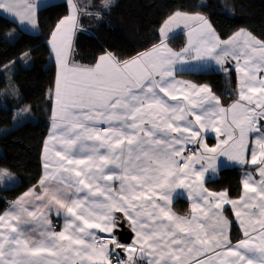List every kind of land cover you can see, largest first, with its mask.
Instances as JSON below:
<instances>
[{"label": "snow or ice", "instance_id": "obj_1", "mask_svg": "<svg viewBox=\"0 0 264 264\" xmlns=\"http://www.w3.org/2000/svg\"><path fill=\"white\" fill-rule=\"evenodd\" d=\"M67 3L70 14L51 33L59 65L50 95L53 143L45 144L38 185L0 214V264H264V40L243 28L222 39L205 16L177 11L151 48L70 65L65 49L79 9ZM37 7L35 0H0V14L32 28ZM111 7L102 0L89 15L100 20ZM180 23L190 31L177 51L168 39ZM210 62L239 73L228 106L209 85L177 79ZM221 157L254 166L239 201L205 187ZM14 180L0 168V184ZM178 189L192 200L186 216L171 209ZM226 204L242 229L235 243ZM52 216L63 220L60 231ZM125 223L135 234L130 244L118 236Z\"/></svg>", "mask_w": 264, "mask_h": 264}, {"label": "trees", "instance_id": "obj_2", "mask_svg": "<svg viewBox=\"0 0 264 264\" xmlns=\"http://www.w3.org/2000/svg\"><path fill=\"white\" fill-rule=\"evenodd\" d=\"M177 11L204 15L222 39L243 28L264 40V0H116L102 19L88 18L90 26L77 32L76 60L93 65L106 52L121 59L135 56L159 42V29L167 17ZM68 13L66 1L41 7L37 12L41 28L38 34L22 30L12 19L0 14V127L9 129L0 136V168L9 170L17 179L14 185L3 187L0 184V214L42 176V150L49 130L50 95L56 79V66L47 41L57 23ZM169 44L175 49L183 48L185 35L170 39ZM180 75L196 84L209 85L224 105L237 98L235 71ZM10 83L20 90L19 98L12 95ZM25 104L30 105L34 119L14 127L15 113ZM208 185L213 190L227 189L231 197H237L242 190L241 169L225 168L218 178L208 181ZM179 202L185 201L178 199Z\"/></svg>", "mask_w": 264, "mask_h": 264}, {"label": "crops", "instance_id": "obj_3", "mask_svg": "<svg viewBox=\"0 0 264 264\" xmlns=\"http://www.w3.org/2000/svg\"><path fill=\"white\" fill-rule=\"evenodd\" d=\"M60 1H66L67 0H35V2L38 4V7L36 9V19H37V12L38 10L41 8V7H44V6H47L49 4H52V3H57V2H60ZM82 0H74V2L77 4V7H78V3L81 2ZM68 4V3H67ZM69 6V5H68ZM184 13H187V12H184ZM69 14H70V11H69ZM68 14V15H69ZM189 14H196V13H189ZM2 15L10 18L13 20V18L11 17V15L9 14H6V13H2ZM67 15V16H68ZM202 15V14H201ZM204 16V15H203ZM66 17V16H65ZM78 18H79V12H78V15H77V24H78ZM208 19V18H207ZM208 21L210 22V20L208 19ZM17 23V22H16ZM211 23V22H210ZM18 24V23H17ZM164 24V23H163ZM162 24V25H163ZM212 25V23H211ZM19 27L26 31V32H29V33H32V34H38L40 33V28H39V24H38V21H37V27L36 28H32L29 24L27 23H24L22 25H19ZM162 27V26H161ZM213 27V25H212ZM214 28V27H213ZM215 29V28H214ZM76 31H77V25L76 27L72 30V32L70 33V36H69V40H68V46L67 48L65 49V53H66V57H67V61L68 63L71 65V64H78V65H84V64H81L79 63L77 60H76V57H75V51H74V40H75V35H76ZM190 31V28L188 27H185L183 23H180L179 26H176V25H173L172 26V29L169 33V39H168V46L173 48L170 44H169V41L170 39L178 36L179 34H184L185 35V38H186V43H187V40H188V32ZM216 31V30H215ZM237 32V31H236ZM217 33V31H216ZM218 34V33H217ZM219 35V34H218ZM230 37V36H229ZM228 37V38H229ZM228 38H225V39H228ZM52 36H50V38L48 39L47 43H48V46H49V49H50V52H51V56H52V59L55 63V66H56V77H57V74H58V70H59V65L57 63V60H56V54H55V50L53 49L52 47ZM58 42H59V36H58ZM186 46V44L184 45V47ZM174 50H180V49H175L173 48ZM182 49V48H181ZM84 66H88V65H84ZM232 67L234 68L235 65L233 64ZM203 71H217V72H223V71H220L218 69V66L215 65L214 62H210L207 66H204V67H196L194 68L193 70H189V71H185V72H181V73H188V72H203ZM234 71V70H233ZM236 72V71H235ZM181 73H178L177 74V79H180V80H186V81H190L192 83H194L193 81L185 78V77H182L180 74ZM225 73V72H224ZM237 79H238V88H239V73H237ZM238 88H237V93H238ZM52 93H54V88H53V91ZM214 93V92H213ZM215 94V93H214ZM216 95V94H215ZM217 96V95H216ZM234 102V101H233ZM222 103V102H221ZM231 104V103H230ZM222 105H224L222 103ZM224 106H228V105H224ZM55 108V101H54V96L52 98V109H51V118H50V124H49V130H48V134L45 138V141H44V146H43V150H42V176H43V173H44V169H43V162H44V159H45V152H44V148H45V144L47 143L49 147H51V144L53 143V141L50 140V136L52 135L54 129L52 128V112ZM211 140V141H210ZM206 142L208 143L209 146H214L216 143H217V138H216V135L215 133L213 132H209L207 134V140ZM191 147V146H190ZM217 165H218V170L215 174H212V173H209L208 174V177L206 178V181H205V187H207L210 191H214V192H223V191H226L228 193V198L231 199V200H237L239 201L240 197L243 195L244 193V190H243V187H242V190H241V193L239 196L237 197H231L229 191L227 189H221V190H213L212 188L209 187L208 185V181L210 180H213V179H216L220 176L221 174V171L225 168H234V167H238L239 169H241V183L243 182V179H244V174L245 172H254V166L252 165H239V164H234L232 162H229L226 160V158L224 157H221L218 162H217ZM4 169V168H2ZM13 175V174H12ZM14 176V175H13ZM41 176V178H42ZM15 177V176H14ZM40 178V179H41ZM40 181V180H39ZM38 181V182H39ZM17 182V179L15 177V180L13 182H11L10 184H8L7 186H10V185H14L15 183ZM38 182L35 184V185H38ZM3 187H6L5 185L1 184ZM28 191V190H26ZM25 191V192H26ZM177 194H174L173 196V201H172V204H171V209L174 213H176L177 215H180V216H186L190 213V210H191V204H192V200L188 198V192L187 190H184V189H178L177 190ZM178 199H181V200H184L185 202L182 203V202H179L178 203ZM12 204V203H11ZM10 204V206H11ZM10 206L5 210V211H8ZM184 209V210H182ZM4 211V212H5ZM222 214L223 216L227 219V221L229 222V225L228 227L226 228V231H228V234L230 236V239L232 240L233 243H235L239 238L242 237V229L240 227V224H239V220L236 218L235 216V211L232 209L231 205H224L223 209H222ZM52 220H53V224L56 225V230L57 231H60L61 230V227H62V224H63V220L62 219H57L55 216H52ZM126 227L131 231V229L128 227V225L125 223ZM236 225V230L234 231L233 230V227ZM132 232V231H131ZM106 235V234H104ZM233 236H237L236 239H233ZM135 238V234L132 232V239H131V242L133 241V239ZM130 242V243H131ZM128 243V244H130Z\"/></svg>", "mask_w": 264, "mask_h": 264}, {"label": "rangeland", "instance_id": "obj_4", "mask_svg": "<svg viewBox=\"0 0 264 264\" xmlns=\"http://www.w3.org/2000/svg\"><path fill=\"white\" fill-rule=\"evenodd\" d=\"M116 0H112V5H114ZM102 2V0H82L81 2L78 3V9H79V18H78V24H77V31L82 30V29H87L90 25L88 24V18L90 19H96L95 15H89V11L91 10L92 5H99ZM69 14V13H68ZM67 16V15H66ZM40 28V26H39ZM41 31V28H40ZM76 37V35H75ZM21 61L24 63L25 61L21 59ZM25 64V63H24ZM15 69V67H14ZM237 76V72H236ZM11 80V78H9ZM10 82V81H9ZM10 91H12V95H15L17 98L20 97V90L16 87L14 83H10ZM22 109H27V111H21ZM22 109L17 110L15 113V119H14V127L19 125L20 123L29 120V119H34L33 116H31V110H30V105L25 104ZM9 129L7 128H1L0 127V136L5 135L8 133ZM1 150V149H0Z\"/></svg>", "mask_w": 264, "mask_h": 264}, {"label": "water", "instance_id": "obj_5", "mask_svg": "<svg viewBox=\"0 0 264 264\" xmlns=\"http://www.w3.org/2000/svg\"><path fill=\"white\" fill-rule=\"evenodd\" d=\"M118 236L122 243L128 244L131 242L132 232L124 224L123 228L120 229Z\"/></svg>", "mask_w": 264, "mask_h": 264}]
</instances>
